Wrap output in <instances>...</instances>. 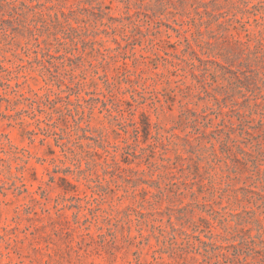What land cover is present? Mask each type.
Masks as SVG:
<instances>
[{
    "label": "rangeland",
    "instance_id": "1",
    "mask_svg": "<svg viewBox=\"0 0 264 264\" xmlns=\"http://www.w3.org/2000/svg\"><path fill=\"white\" fill-rule=\"evenodd\" d=\"M253 52L264 0H0V264H217L199 239H264Z\"/></svg>",
    "mask_w": 264,
    "mask_h": 264
},
{
    "label": "trees",
    "instance_id": "2",
    "mask_svg": "<svg viewBox=\"0 0 264 264\" xmlns=\"http://www.w3.org/2000/svg\"><path fill=\"white\" fill-rule=\"evenodd\" d=\"M40 19H42L43 22L45 23L47 22L42 16L40 17ZM53 23L56 25H61V21L58 18V16H56ZM251 57L254 60V62L260 63L261 65L264 64V52L263 53L253 52L251 53ZM252 79H257V78L256 76H253V75L247 77L248 81H251ZM259 90L262 93L261 87L259 88ZM67 111L68 113L72 112V110L69 107H67ZM195 117L196 119H200V117H203V116L195 115ZM239 119L241 122L242 121L246 122L247 121L246 114L244 113L239 114ZM146 125L148 128L150 127L149 123H146ZM76 126L77 128L80 129L78 124ZM229 129L233 131L234 130L233 125L232 127L230 126ZM246 134L250 135V133L247 132V130H246ZM231 139H232V136L228 134V140H231ZM174 230L176 231V229ZM261 231L262 232L264 231V227H261ZM208 240H209L208 242H204L199 239V242L203 245H206L205 251L210 257L218 258L217 264H264V239L263 238L262 239L250 238L249 240L245 238H240V240L233 239V241L227 242V246L222 245V244L218 245V242L213 241V238H208ZM230 249L234 251L233 254H229ZM255 255H258V258H257L258 262L255 259Z\"/></svg>",
    "mask_w": 264,
    "mask_h": 264
}]
</instances>
